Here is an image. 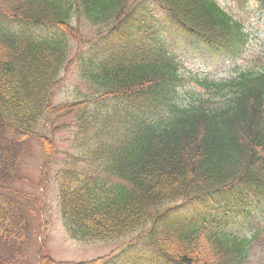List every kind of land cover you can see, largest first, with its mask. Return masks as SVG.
Masks as SVG:
<instances>
[{"label":"trees","instance_id":"16d2710c","mask_svg":"<svg viewBox=\"0 0 264 264\" xmlns=\"http://www.w3.org/2000/svg\"><path fill=\"white\" fill-rule=\"evenodd\" d=\"M159 1L174 36L182 35L177 53L162 43L161 25L138 22L141 12L131 19L134 1L0 0V188L17 176L29 138L41 143L45 185L55 134L66 127L58 122L73 115L83 155L56 172L71 238L133 236L131 244L160 249L156 264H244L264 230V62L257 55L254 66L206 94L191 90L190 80L208 83L179 58L194 46L189 37L239 56L249 34L214 0ZM130 19L136 36L124 42L121 27ZM83 21L98 28L87 41L96 44L90 55L81 48ZM114 31L117 39L103 42ZM77 60L89 94L54 104L62 73ZM10 187L0 198V264H84L50 256L45 220L36 252L29 248L47 205ZM196 199L173 215L180 202Z\"/></svg>","mask_w":264,"mask_h":264},{"label":"rangeland","instance_id":"374dc122","mask_svg":"<svg viewBox=\"0 0 264 264\" xmlns=\"http://www.w3.org/2000/svg\"><path fill=\"white\" fill-rule=\"evenodd\" d=\"M223 6H225L230 12H232L237 17H247V13H250L251 8H256V6L259 5V0H248V3L242 4L239 0H218ZM164 14L160 13L159 19L163 20ZM246 23L248 24V27L251 29V35L252 39L254 41V46L251 49L250 53L248 55H254L253 53H260L264 56V13L260 10H257L256 12L250 14L248 18H246ZM164 29L161 33L162 36V43L164 46L170 47L171 45L174 46L176 51H179L182 49L181 47H178L177 45H174L173 40L174 39V33L173 28L167 24L163 25ZM86 33V37H91L93 35L92 30H84ZM118 35H113L103 42H106L110 40L111 38L117 37ZM102 42V43H103ZM194 42L197 46H200L202 44L201 40L194 39ZM100 43V45H102ZM91 46H87L86 50H92L90 48ZM184 56H179V58L183 61L186 67H190L193 69V73H197V75H207L209 78H218L220 79L222 77L229 76L231 73V70L236 66V62L231 61H224L217 59L215 57H201L195 52H192L191 50H185ZM247 55V56H248ZM190 59H188V58ZM85 62L87 60H93V59H84ZM193 60V62H192ZM192 62V63H190ZM78 63H76L77 65ZM82 70V68H81ZM80 75V74H79ZM78 77V68L75 66L73 68V72L65 79L66 84L65 87L60 91L58 98H62V100H59L57 97L55 99L56 103H60L62 101H65L64 99H72L77 97L78 93L80 92V88L82 84L80 85V80ZM77 83L79 84L78 87H76ZM189 88L195 89L201 88L198 84H196L194 81L190 80L188 84ZM84 88V87H83ZM82 93H85L82 92ZM76 94V95H75ZM65 96V97H64ZM75 96V97H74ZM70 122H67V124ZM73 130L72 129H64L57 135L58 140V146L61 150V153L57 154L54 159L57 161H60L65 157L67 152H72L73 150V143H71L69 140H67V137L72 135ZM69 138V137H68ZM80 138L78 140L76 138L73 139V142L75 145L78 146V151L81 150L80 146ZM29 142L32 145V152L33 155L29 156L26 159V164L23 168V172L21 173V176L13 183V187L16 189H22L26 191L33 192L34 194H37L38 196H41V189L39 185L37 184V178H38V166L40 161L43 158V154L41 151V144L35 140L30 139ZM20 175V174H19ZM24 176L26 178L25 181H21L20 177ZM12 186V185H11ZM57 188V186H56ZM1 193V192H0ZM45 195V202L50 206V213L48 215V219H51L50 225H49V233H47L48 236V243L49 248L51 251V255L56 260H63V261H74V262H87L91 261L95 257L103 254H107L110 252L113 248L116 246H119L120 244L124 242H129L131 240V237H126L124 240H120L117 242H102V243H92L91 241H81V240H70V238L67 235V232L64 229H62L61 223V212L59 210V206L57 204L58 211L56 210V201L54 200L55 195V189L53 190L52 187H48L45 189L44 192ZM197 203L194 202L192 204L185 203L182 206L178 207L177 210L173 211L174 216H179L180 214H184L185 211L190 208H193ZM48 213V211H47ZM60 220L58 219V215ZM36 225H38V221L35 222ZM36 230L38 227H36ZM34 228V229H35ZM243 232H248V230L244 229ZM261 243H259V246L257 250L253 253V255L250 257V260L245 264H264V234L261 238ZM101 242V241H99ZM154 250L159 257L164 259L163 255L155 248L151 247L145 240H140L136 245L133 244H127L123 248L119 250L120 253L117 254L118 257H123L124 259L128 260L134 256L136 251H143L144 249L147 250V254H138L135 255L130 261L127 262V264H151V257L155 256L156 254L149 248ZM115 261V258L110 259V264H112ZM97 264H106L105 261L99 262Z\"/></svg>","mask_w":264,"mask_h":264}]
</instances>
